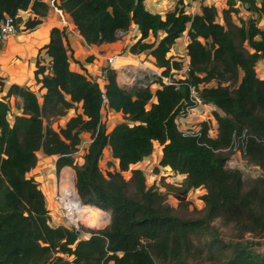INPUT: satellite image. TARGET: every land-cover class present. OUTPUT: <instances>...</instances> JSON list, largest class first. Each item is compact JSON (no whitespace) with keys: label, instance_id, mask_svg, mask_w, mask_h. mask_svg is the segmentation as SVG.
I'll use <instances>...</instances> for the list:
<instances>
[{"label":"trees","instance_id":"1","mask_svg":"<svg viewBox=\"0 0 264 264\" xmlns=\"http://www.w3.org/2000/svg\"><path fill=\"white\" fill-rule=\"evenodd\" d=\"M143 2L52 0V5L69 16L87 45L112 42L134 24L139 35L127 51L152 59L159 74L153 91L149 82L120 86L107 67L101 85L72 70L63 30L56 27L39 49L48 63L37 57L34 65L41 93L15 83L5 86L0 78V264H264V77L255 69L264 63V0H226L221 22L211 5L194 14L174 8L161 17ZM237 4L251 14L238 24L232 18ZM26 9L38 16L24 21L31 29L48 5L0 0V18ZM183 32L189 39L186 71L176 79L182 63L167 53ZM149 36L152 40L145 41ZM191 90L215 108L213 136L208 120L195 122L194 134L176 128L175 119L193 106ZM104 107L122 119L108 130L100 118ZM68 111L72 115L66 116ZM83 133L89 140L78 164L74 154ZM152 142L160 145L154 170L181 176L162 190L146 185L135 167L150 155ZM234 145L258 170L247 181L242 170L225 164V149ZM105 148L116 169L103 172L99 163ZM38 151L55 157V172L72 169L80 203L91 210L93 221L108 220L102 229L80 237L74 228L50 224L41 190L26 176ZM197 189L203 205L199 216L179 217L166 203L170 195L178 207L187 206L189 192ZM214 222L230 227L228 240Z\"/></svg>","mask_w":264,"mask_h":264},{"label":"crops","instance_id":"2","mask_svg":"<svg viewBox=\"0 0 264 264\" xmlns=\"http://www.w3.org/2000/svg\"><path fill=\"white\" fill-rule=\"evenodd\" d=\"M41 1L45 2L48 5V9L43 16L39 17L40 22L33 28L26 29L23 26L24 21L28 18L31 19V18H36L38 16L33 14L29 9L18 11L16 15L18 19H20V21L19 22L17 21V28L15 34L0 45V78H2L5 86L11 83H15L18 85L26 86L31 90H34L35 88L38 90V93L42 92V90L39 89V85L36 84L34 81L33 70L37 57L39 59L42 58L43 59L42 62L44 64L48 63V58L44 55V50L43 49L39 50V49L48 41L49 30L52 27H56L58 29L63 30L62 41L66 48L69 67L72 70L84 73L87 77H90L92 79H97L99 83L101 81L99 77L101 75L102 69L106 65L105 57L108 55L118 54V58L121 59L123 58L132 59L138 62L142 60L143 62H146L151 66L153 65L152 59L149 56H146L144 53L132 55L127 51L129 45L139 35L138 30L134 24H130L127 27V29L123 31H119L117 33V38L112 42L101 43L99 45H87L83 41L81 36L76 32L67 14L62 12L63 13L62 19L65 22L62 23V19L60 18V16L52 9L50 5V0H41ZM225 2L226 0H144L143 4L146 10H148L151 13L159 14L161 17H163L165 12L170 11L174 8H182L185 13L194 14V13H199L201 5H206V6L211 5L215 8L217 12L216 21L221 22L220 12L223 8L226 7ZM236 8H237V13L236 15H232V18L237 23V19L235 20V17L239 19H245L244 17L241 16V14H247L248 12L240 4H237ZM160 36L161 33H157V38ZM186 38L188 37L186 36V33L183 32L182 35L178 39H176V41L173 43V45L171 46L170 50L167 53V56H171L173 59L180 60L181 63H187V56L185 54V45L187 43ZM151 40L152 37L149 36L145 41L150 42ZM87 57H90L91 60L86 61ZM179 77H182V75ZM156 87L157 84L155 88ZM10 101L12 102V98L10 99ZM199 108H209L212 111L215 109L210 104L201 103L200 105L195 107V109L192 111L191 118L190 116H188L182 119L183 123L186 122V126L194 127L195 124H191V123L205 120V119L194 118L195 112ZM108 111L121 118L120 113H115L110 110ZM208 119L209 118H207L206 120ZM210 119L211 120L213 119L212 116L210 117ZM121 120L122 119H120V121ZM210 124L212 126L213 121H211ZM214 134H215V127L213 129V134L211 133V135L213 136ZM80 138H81L80 141L84 143L83 147L85 148V145L89 140V136L85 137V133H83ZM80 148H81V144L80 146H78V150ZM38 153L43 158L51 160L52 164L54 163L55 157L45 156L39 151ZM159 154H160V145H158L156 142H152V151L150 155L145 159H143L142 161H140L139 163L147 160L148 161L151 160L153 163H156ZM36 156H38L37 152H36ZM100 162H105V163L110 162L112 166H110L109 169L112 168L116 169V159L111 157L109 148L104 149ZM78 163H81V159ZM135 167L139 168L138 166ZM165 171L166 174H169L167 170ZM172 177L175 178V179L173 178L174 179L173 181H177L181 179V176L179 175H175ZM40 190L43 194L44 201H46V196L44 191L42 189ZM197 190H199L201 193L200 189ZM46 208L48 210L47 205ZM48 215L51 225L60 224L57 215L55 213H52L48 210Z\"/></svg>","mask_w":264,"mask_h":264},{"label":"rangeland","instance_id":"3","mask_svg":"<svg viewBox=\"0 0 264 264\" xmlns=\"http://www.w3.org/2000/svg\"><path fill=\"white\" fill-rule=\"evenodd\" d=\"M241 16L246 19L247 17L251 16V14L250 13L241 14ZM253 16L255 17V15H253ZM236 19H237V24H238L239 18L235 17V20ZM245 19H241V20H245ZM17 21L18 22L20 21V19H18V17H17ZM126 63L134 65V67L136 69L139 68L138 61L132 60V59H125V58L117 59L115 65L119 66L122 64H126ZM140 63L144 64L149 69H152L153 72L154 71L158 72V69L154 65L151 66V65L147 64L146 62H143L142 60L140 61ZM255 69H256V74L258 77L264 76V63L262 61H260L256 65ZM138 70H140V69H138ZM174 76H175L174 78H176V79L181 78V77H179L181 75H179L178 73H174ZM155 77H156L155 75H152L150 73L145 78L146 80L141 81V84L145 85L146 83L149 82L148 84H150V86H149L150 90L153 91L155 89V86H156V83L154 82ZM119 85L125 86V85L121 84L120 82H119ZM34 91L38 93V90L35 88H34ZM12 103H13V101L11 102V105H12ZM11 107H12V110L14 111L13 105ZM70 115H72V111H68L66 116H70ZM211 116H212V110H210L209 108H199L198 110H196L194 118L205 119V120L207 118H209L208 121H210V123H211V121H213V124L211 126V130H210V131H212L210 133L213 134V129L215 127L214 126L215 121H214V119H212V120L210 119ZM191 117H192V115H190V118ZM8 118H9V120L11 119L10 116ZM100 118H101L102 124L104 125V127H106V129H109L113 124L119 122L121 119V118H119V116H116L113 113L109 112L107 109H105V107L102 108V110H101ZM61 120L62 119H60L58 121V123H62ZM43 122L46 123V120L43 119ZM49 123L53 127L55 126V122L53 120L52 121L49 120ZM194 123H191V124H194ZM184 126H186V122H184ZM85 137H88L87 133H85ZM80 142H81L80 143L81 148L74 154V159H75L76 163H78L80 161L79 158L82 155L83 150H84V147H83L84 143H82V141H80ZM80 144H79V146H80ZM37 155H38L37 161H36L34 168L32 170H30L29 172H27L26 176L31 177L36 182L38 188H40L44 191L45 196H46L45 202H46V205L48 207V210L57 215L59 223L63 224L66 227H70V225L67 223V221L63 218V216L59 212V210L56 208V204L54 203L53 196L55 194V190L58 191L59 188H61L60 187L61 186L60 185V177H61L62 171L64 169H68L71 172H73V171L69 166H65V167H62L58 172H55L54 164H52L51 160L43 158L42 156L39 155L38 152H37ZM229 156L231 159L235 160L236 166L240 170H242L243 175H244L243 177H244L245 181H247L250 177L257 174L258 170L254 166L247 164L245 162V160L240 157L239 153H237V152L228 153L226 159H229ZM154 165H155V163H153L151 160L150 161L147 160V161H143L141 163H138L135 166H138L139 169H141V171L143 172L146 185L149 186V185L154 184L157 188L162 190L163 189L162 185L164 183H169L170 181H173L175 178L172 176H169V174H166V171L163 168H159L158 171H155ZM110 166H112V165L107 164L105 162L99 163V167H100L101 171H103V172H105L106 169H109ZM122 175L125 179H127L128 172L124 171L122 173ZM199 194H200L199 190L191 191L187 196L189 204L187 206H184V207H178L176 200L170 195L166 197V203L172 207L173 213L179 217H182V218L196 217V216L201 215L202 207H203L202 202L198 199ZM81 206L83 209V214L79 217L80 221H76V228L78 230H80L79 231L80 237H86L87 235H89L88 231L102 229L107 224L108 220L106 221V220L101 219L100 222L93 221L91 210L89 208L83 207L82 204H81ZM99 210H101L103 212V214H104V212H106L102 209H99ZM212 225L217 228L218 234L223 240L229 239V237L231 235V229L229 226H227V227L219 226L217 222H214ZM262 247L264 249V240L262 242Z\"/></svg>","mask_w":264,"mask_h":264},{"label":"built area","instance_id":"4","mask_svg":"<svg viewBox=\"0 0 264 264\" xmlns=\"http://www.w3.org/2000/svg\"><path fill=\"white\" fill-rule=\"evenodd\" d=\"M50 5H51L52 9L62 19L63 13L61 12V10L57 9L56 7H54L52 5V0H50ZM16 18H17V15L15 17H11L9 15H3L2 18H0V45L3 42H5L8 38H10L11 36H13L15 34L16 28H17ZM62 23H65L63 21V19H62ZM117 58H118V54H111V55L106 56L105 57V61H106L105 67L114 71L115 80L118 84L120 82L123 85H129L130 83L137 82V84L144 86L143 84H141V81L146 80L145 78L150 73L152 75L159 76L158 72H156V71L153 72V70L149 69L147 66H142L143 64L140 63V61L138 62L139 63L138 69H140V70L136 69L134 67V65H132V64H123V65L116 66L115 64H116ZM185 71H186V63H182L181 68L178 70L177 73L180 75H183ZM99 78L102 81V82L100 81V85H101L103 83V78H104L103 70H102ZM160 79L167 84H173L172 79L169 77H160ZM190 95L193 96L192 97L193 106L187 107L185 109V113L175 119L176 128L180 132H182V134H184V135L194 134L196 127L184 126L182 119L190 116L192 111L195 109V107H197L198 105L201 104L200 100L197 97H194V93L192 90L190 91ZM225 150L229 151V153L237 152L240 154V157L242 158L240 150L237 149L235 147V145L232 148H230V150H228V149H225ZM225 164L228 167L238 168L236 166L235 160L231 159L230 156H229V159H226ZM53 199H54V203L56 204V208L59 210V212L61 213L63 218L67 221V223L70 225L71 228L75 229L76 223L71 222L63 213L64 207H62V205H61V202L63 200L61 199V195L59 193V190L58 191L55 190V194L53 196Z\"/></svg>","mask_w":264,"mask_h":264},{"label":"bare ground","instance_id":"5","mask_svg":"<svg viewBox=\"0 0 264 264\" xmlns=\"http://www.w3.org/2000/svg\"><path fill=\"white\" fill-rule=\"evenodd\" d=\"M120 59V58H117ZM142 66H145L144 64ZM59 192L61 195L62 207H64V215L73 223L80 221L79 217L83 214L82 206L76 196L72 183V172L64 169L60 177ZM67 197V198H66ZM95 208V207H93ZM78 223V222H77Z\"/></svg>","mask_w":264,"mask_h":264},{"label":"water","instance_id":"6","mask_svg":"<svg viewBox=\"0 0 264 264\" xmlns=\"http://www.w3.org/2000/svg\"><path fill=\"white\" fill-rule=\"evenodd\" d=\"M189 39L186 38V42H188ZM137 84V82H133V83H130L129 85H125V86H122L124 88H129V87H132L133 85ZM140 85V84H139ZM121 86V85H120ZM142 86V85H141ZM144 86H147V83L144 85ZM72 183H73V188H74V175H73V172H72ZM74 191H75V188H74ZM78 198V197H77ZM79 200V199H78ZM107 218H109L108 214H107ZM74 233L75 234H79V230L77 228L74 229ZM88 236V235H87ZM86 236V237H87Z\"/></svg>","mask_w":264,"mask_h":264},{"label":"clouds","instance_id":"7","mask_svg":"<svg viewBox=\"0 0 264 264\" xmlns=\"http://www.w3.org/2000/svg\"><path fill=\"white\" fill-rule=\"evenodd\" d=\"M77 195V194H76Z\"/></svg>","mask_w":264,"mask_h":264}]
</instances>
